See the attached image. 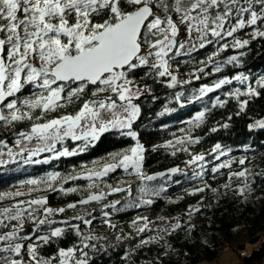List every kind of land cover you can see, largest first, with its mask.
I'll use <instances>...</instances> for the list:
<instances>
[{
    "label": "snow or ice",
    "instance_id": "6c2138e0",
    "mask_svg": "<svg viewBox=\"0 0 264 264\" xmlns=\"http://www.w3.org/2000/svg\"><path fill=\"white\" fill-rule=\"evenodd\" d=\"M257 39L264 40V0H0V166L16 164L20 171L51 165L87 153L106 136L134 142L70 171H46L0 191V264H96L125 242L130 246L122 264H136L133 257L150 245H159L162 254L144 264H165L167 238L191 229L188 221L202 211L204 197L188 208L183 223L160 216L156 224L138 213L128 224L135 235L120 231L115 245L95 224L116 230L120 213L158 201L175 204L183 199L170 198L176 186L190 196L211 192L247 200L264 185V168L246 167L255 142L240 148L216 142L203 151L198 146L206 126L211 133L228 129L233 115L245 114L264 95V74L243 70ZM229 49L233 54L223 57ZM147 80L169 90L158 117L172 115L176 105H200L151 148L135 127L142 97L160 100ZM199 81L208 82L194 86ZM230 103L235 112L228 122L209 126L213 113ZM249 119V133L264 131V116ZM161 150L173 159L187 158L149 173L146 154ZM221 177L225 182L213 187L210 181ZM41 192L78 199L53 208ZM69 211L74 215H65ZM69 234L75 238L70 246L43 253Z\"/></svg>",
    "mask_w": 264,
    "mask_h": 264
},
{
    "label": "trees",
    "instance_id": "16d2710c",
    "mask_svg": "<svg viewBox=\"0 0 264 264\" xmlns=\"http://www.w3.org/2000/svg\"><path fill=\"white\" fill-rule=\"evenodd\" d=\"M241 36L242 38L250 39V37H243L242 34ZM206 51H211V48ZM231 54L233 52L229 49L222 56L227 57ZM200 55L202 57L204 51ZM243 59V70L246 73H250L256 77L264 74V40L257 39L253 41L247 49V55ZM181 71H186V69L182 68ZM226 71L231 74V70ZM142 75L143 71L138 70L136 78L139 80ZM207 82L199 81L194 86ZM143 83L151 84L154 93L160 96V100L156 102H153L150 97H142L143 114L135 126L139 130L141 142L146 147L151 148L152 145L168 139L169 133L175 131L180 126L178 121L189 118L200 109V105H188L183 109L176 105L177 111L175 113L163 118L158 117L156 113L162 110V104L165 102L166 93L169 90L160 85L153 84L151 80L143 81ZM172 106L169 105V107ZM234 112V103H230L225 109L216 110L209 120V126L216 122H228L227 117ZM251 116H264V95L252 101L245 114L241 116L233 115L228 129L221 128L216 133H211L208 130V126H206L200 133L201 135L206 133V136L202 144L198 146V149L203 151L216 142H221L234 148H240L246 142L250 144L255 142L254 152L249 153L251 162L246 164V167L264 168V148L260 147L261 142L264 141V131L249 133L247 125L251 122L249 119ZM163 124L169 125L167 131L162 130ZM20 127H23V125H20ZM133 143L130 139H117L114 136H106L102 138L95 148L90 149L87 153L77 157L62 158L51 165L26 166L20 171L16 170L19 167L16 164L0 166V191L14 189L19 181L32 176L43 175L46 171H70L73 167L78 168L81 164L90 163L93 160L105 157L109 152L130 146ZM236 154L240 155L241 153L237 152ZM186 158L173 159L165 155L163 150L156 153L149 151L146 154L145 167L149 173H152L165 170L175 164H181L182 160ZM119 176V172L114 174L110 182L115 183ZM225 179L226 177H221L214 182L210 181V183H212L213 187L219 188L225 182ZM78 183H83V181ZM257 184L259 185L260 182L258 181ZM69 186L71 185H65V187ZM256 187L254 185V188ZM19 190L26 192L28 189L20 188ZM37 195H46L49 206L53 208L65 206L67 203L78 199L75 194L64 196L59 192H41L37 193ZM169 196L172 199H176L177 197H183V199L175 204L158 201L148 209H132L126 213H120L115 216V222L120 225L116 230H111L106 226L96 223L95 231L100 235L107 236L109 238L108 242L115 245L117 242L114 237L120 231L124 233L132 232L135 235L134 231L128 227V224L138 213L149 216L154 222L160 216H176L180 217L183 223L188 220L185 215L188 208L200 204L201 197H204L202 211L198 214H193L190 221H188L192 225L191 229L178 231L167 238V243L170 247L168 249L169 255L164 258L165 264H208L215 261L223 251L244 248L245 243H251L254 247L248 254L239 257V263H263L264 185L259 186L247 200L234 197L230 194L217 196L211 192L190 196L186 195L179 186L173 187L170 190ZM3 203L7 204L9 201H4ZM92 207L98 208L99 205H92ZM65 215L71 216L74 213L69 211ZM60 218L59 216L56 217V219ZM25 227L30 230L32 225L26 224ZM74 239V236L69 234L63 240L46 246L43 249V253L47 255L54 254L57 246H70ZM134 243L135 241L131 242V244ZM129 246L130 244L125 242L122 245H118L115 250L110 249L109 255L96 258V264H122L121 256L124 249ZM160 254L162 253L159 245H150L148 248L140 250L133 259L136 261V264H144L145 261L156 259Z\"/></svg>",
    "mask_w": 264,
    "mask_h": 264
},
{
    "label": "rangeland",
    "instance_id": "374dc122",
    "mask_svg": "<svg viewBox=\"0 0 264 264\" xmlns=\"http://www.w3.org/2000/svg\"><path fill=\"white\" fill-rule=\"evenodd\" d=\"M174 217L176 216H169L166 218L172 219ZM154 223L159 224L160 221L157 220ZM253 247H254L253 244L245 243L244 248L238 250L227 249L223 251L215 261L208 264H240L239 257L248 254L253 249ZM262 264H264V261Z\"/></svg>",
    "mask_w": 264,
    "mask_h": 264
}]
</instances>
